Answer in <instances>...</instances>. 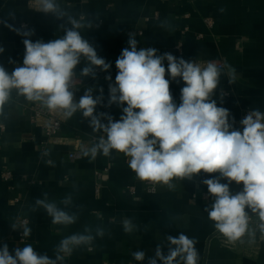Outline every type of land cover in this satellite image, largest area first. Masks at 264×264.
<instances>
[{"label":"crops","instance_id":"obj_1","mask_svg":"<svg viewBox=\"0 0 264 264\" xmlns=\"http://www.w3.org/2000/svg\"><path fill=\"white\" fill-rule=\"evenodd\" d=\"M57 3L66 13L63 19L37 11V0H0V47L4 49L0 53V66L9 73L22 66L23 40L48 42L60 38L64 35L61 25L70 27L71 17L82 25L81 35L98 56L111 64L108 72L97 69L95 79L80 75L88 63L84 59L74 70L76 101L87 88L94 89V98L103 89L102 104L97 106L96 113H107L113 120H119L123 114L121 106L107 105L109 84H114L118 71L115 62L129 46L130 36L137 40L138 49L154 48L158 54L171 53L201 65L220 62L221 68L226 62L234 68L235 82L229 84L228 76L222 74L212 97L218 107L230 111L234 128L237 129L242 109L264 112V0H57ZM206 17H211V25L206 24ZM17 30L33 34L24 37ZM164 66L167 68V61ZM109 75L111 81L105 79ZM183 86L179 78L170 82L177 104ZM34 103L43 106L12 90L0 112V247L7 244L14 254L15 248L31 244L37 253L54 259V249L62 239L83 232L85 227H90L95 235L99 226L105 231L103 238L96 237L90 247L75 249L62 264H148L158 245L167 255V236L181 233L196 240L198 264H264V232L257 215L249 213L252 221L248 231L235 242L220 234L214 221L208 218L205 209L211 208L214 198L204 180L219 178V173L201 172L190 180L174 178L173 188L158 184L155 193H147L129 168L124 153L112 150L108 156L98 153L95 159L83 156V151L98 143L103 133H93L89 120L80 112L66 119L62 112L53 111L62 116L61 129L43 147L46 140L43 120L33 121L30 105ZM101 122L106 124L107 120ZM73 149L79 156L72 160L68 152ZM49 160L54 166L47 163ZM5 169L12 172L8 181L1 177ZM96 170L102 172L100 179L95 176ZM220 182L228 181L220 178ZM129 186L134 187L133 194L127 190ZM242 188V184H230L233 193ZM44 193L60 207H63L60 201L71 195L73 203L66 211L77 213V222L70 226L53 225L51 217L35 204ZM124 218L132 219L138 231L124 233L121 223ZM25 227L31 229V235L21 240L19 234ZM135 251L145 253L143 262L133 259Z\"/></svg>","mask_w":264,"mask_h":264},{"label":"clouds","instance_id":"obj_2","mask_svg":"<svg viewBox=\"0 0 264 264\" xmlns=\"http://www.w3.org/2000/svg\"><path fill=\"white\" fill-rule=\"evenodd\" d=\"M37 2L39 12L57 19L66 15L57 0ZM68 23L70 27L61 25L64 35L60 38L48 42L24 39L23 64L11 73L0 66V112L12 90L29 102H40L49 111L62 112L66 119L80 112L89 120L93 133H103L98 143L83 151V156L95 159L98 153L108 156L112 150L124 153L130 158L129 168L141 181L173 188L174 178L190 180L201 172L219 173V178L204 180L208 193L214 198L211 208L205 211L214 221L215 229L235 242L248 231L251 213L259 217L260 230L264 232V112L249 111L240 121L242 130H239L233 126L234 118L230 122V111L218 107L212 98L221 75L226 74L229 84H233L236 70L226 62L221 68L215 61L201 65L171 53L158 54L154 48L138 49L137 40L130 36L129 46L115 62L118 70L115 82L109 84L107 106L117 104L123 113L119 120H113L107 113H96L97 106L102 104V88L99 89L101 95L95 98L94 89L87 88L78 101L74 99V70L82 59L88 63L80 75L92 79L96 78L97 69L108 72L111 64L99 57L83 38L79 31L82 25L77 20L69 17ZM17 32L24 37L33 34L32 31ZM3 51L0 47V53ZM177 78L184 84L179 104L170 91V82ZM105 79L111 81L112 77ZM102 119L107 123H102ZM47 163L54 166L51 160ZM220 178L228 182L221 183ZM232 182L242 184V191L233 193ZM72 203V196L68 195L60 201L63 205L60 207L48 200L47 193L35 201L51 217L53 225L62 226H70L78 220L77 213L66 211ZM121 223L126 234L138 231V225L130 218H124ZM30 235L31 229L25 227L22 236ZM104 235L102 227H96L95 235L90 227H85L83 232L59 242L54 249V259L37 253L31 244L15 248L14 254L5 244L0 247V264H62L75 249L90 247L96 237ZM166 239L167 255L158 245L155 257L148 264L158 261L160 264H198L194 238L181 233ZM132 256L137 262L145 259L143 251H135Z\"/></svg>","mask_w":264,"mask_h":264},{"label":"built area","instance_id":"obj_3","mask_svg":"<svg viewBox=\"0 0 264 264\" xmlns=\"http://www.w3.org/2000/svg\"><path fill=\"white\" fill-rule=\"evenodd\" d=\"M205 22H206V24L211 25L212 24L211 17H206ZM197 36L200 37L201 35L198 34ZM177 49L180 51V44L177 45ZM217 64H218V66L222 67V63L219 62ZM224 94L227 95L228 93L225 92ZM30 109H31L33 121L36 122V121H40L41 119L43 120V122L41 123V126L43 128L45 139H46L43 142V147H44L46 141L54 138L58 134V132L60 131L61 125H62V116L63 115L62 116L57 115L55 112L49 111L47 108H45L44 106H41L37 103L30 105ZM249 111H251V109H248V108L241 110L239 117L236 121L237 129L242 130V126L240 124V121L247 115V113ZM0 127L2 128V125H0ZM78 156H79V153L75 149L68 152L69 159L73 160V159L77 158ZM127 158L130 159L129 157H127ZM104 170H107V169L104 168ZM101 174H102L101 171H99V170L95 171V176L97 179H100ZM1 177L3 180L8 181L12 178V172L8 169H5L2 171ZM141 185H142V189L147 193H155L157 191V185L158 184L151 183L149 181H141ZM96 187L97 188L100 187L99 181L96 183ZM127 190L131 194H133L135 192V189L133 186H129L127 188ZM249 221H252V216H250ZM22 222H25V220H22ZM19 235H20V239L23 240L24 237L22 236V233H20ZM108 264H112V263H108Z\"/></svg>","mask_w":264,"mask_h":264}]
</instances>
